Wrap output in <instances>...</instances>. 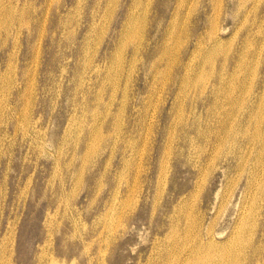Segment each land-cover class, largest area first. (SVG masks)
<instances>
[{"label": "rangeland", "instance_id": "1", "mask_svg": "<svg viewBox=\"0 0 264 264\" xmlns=\"http://www.w3.org/2000/svg\"><path fill=\"white\" fill-rule=\"evenodd\" d=\"M263 39L264 0H0V264H197L262 212Z\"/></svg>", "mask_w": 264, "mask_h": 264}, {"label": "bare ground", "instance_id": "2", "mask_svg": "<svg viewBox=\"0 0 264 264\" xmlns=\"http://www.w3.org/2000/svg\"><path fill=\"white\" fill-rule=\"evenodd\" d=\"M262 41L264 43V39ZM252 86L254 88L255 81H253ZM258 146L260 147L259 149L257 148V152H260L261 148L264 146V142H261ZM251 168L248 169V174L245 176L242 187V190L245 193L251 192V188L253 184H255L254 181L256 180V178L254 180V169ZM248 208L247 212H245L246 208L244 211L242 210L243 213H241L237 218L234 230L228 233L224 241L215 238L214 235L210 233L207 234L204 239L200 236V253L195 248L192 249L193 253L198 254L197 264H237V260L242 258L245 260L249 259V264H256V260L259 261V264H264V210L262 212L259 210L257 211L256 209L254 210L252 204H250ZM255 212L259 215L258 218H256L253 214ZM257 225H260L261 228L259 230L257 240H254V237H252V231ZM238 228L241 229V231L242 229L244 231L236 232ZM243 247H248V251L247 248L243 249ZM53 261L54 263L57 262L54 259ZM59 263L64 264V262Z\"/></svg>", "mask_w": 264, "mask_h": 264}]
</instances>
